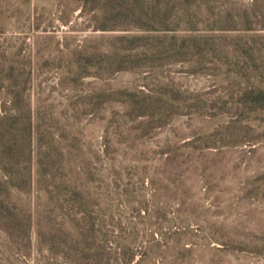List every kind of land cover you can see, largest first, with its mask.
Returning a JSON list of instances; mask_svg holds the SVG:
<instances>
[{"label": "rangeland", "instance_id": "1", "mask_svg": "<svg viewBox=\"0 0 264 264\" xmlns=\"http://www.w3.org/2000/svg\"><path fill=\"white\" fill-rule=\"evenodd\" d=\"M24 121L0 264H106L116 235L132 264H264V0H0V132Z\"/></svg>", "mask_w": 264, "mask_h": 264}, {"label": "trees", "instance_id": "2", "mask_svg": "<svg viewBox=\"0 0 264 264\" xmlns=\"http://www.w3.org/2000/svg\"><path fill=\"white\" fill-rule=\"evenodd\" d=\"M10 120V118H7ZM19 126H14V123L8 122L6 125H4L1 128V136L3 137L2 142L0 144V153H2L4 150L7 152H10L13 148V146H24L26 147L27 151V144L29 146V138L27 139V121L16 123ZM29 129V124H28ZM17 131V132H16ZM16 132V133H15ZM50 219H46L44 221L37 220V238L40 239L41 234H43L44 237H47L48 242L50 240H53L54 238H57L59 235L57 232V229L51 226V223L48 221ZM28 228L31 227L30 220L28 218ZM71 228L72 232L69 234V236H64L62 234L63 240L70 237L71 243L75 247L76 255L82 254L84 251H86L89 247V241L95 242L98 239L97 234H93V232L90 229H84L78 221L71 222ZM89 233V234H88ZM37 240V239H36ZM126 241V237L116 235L112 237V243L115 244V246H118L117 248L112 247L108 252L106 258L103 256L102 259H106V264H132V256L129 254L128 251L124 250L123 247L120 245L122 242L124 243ZM164 262L163 264H168V257L164 256ZM80 257L76 258V262L81 264L79 262ZM178 262L171 263V264H188L187 260L182 258H177ZM100 261V260H99ZM133 264H141V263H133ZM150 264V263H149Z\"/></svg>", "mask_w": 264, "mask_h": 264}]
</instances>
